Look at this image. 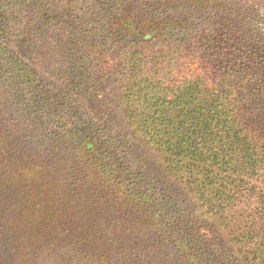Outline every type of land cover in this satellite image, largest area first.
<instances>
[{"label": "rangeland", "instance_id": "374dc122", "mask_svg": "<svg viewBox=\"0 0 264 264\" xmlns=\"http://www.w3.org/2000/svg\"><path fill=\"white\" fill-rule=\"evenodd\" d=\"M0 12V264H264V0H0ZM125 21L137 26L121 51ZM137 42L172 66L195 57L190 73L225 90L214 105L230 102L216 119L256 143L241 177L240 163L216 169L228 151L215 144L211 174L227 191L210 204L188 175L194 152H166L177 141L167 116L160 143L129 122L181 102L126 84L123 50Z\"/></svg>", "mask_w": 264, "mask_h": 264}, {"label": "trees", "instance_id": "16d2710c", "mask_svg": "<svg viewBox=\"0 0 264 264\" xmlns=\"http://www.w3.org/2000/svg\"><path fill=\"white\" fill-rule=\"evenodd\" d=\"M36 26L41 29L40 35H38L36 39L43 40V38H47V30L41 28L40 25ZM136 26L137 25L127 23L125 21L122 27H126L124 32L127 34L124 36H119V38L116 39L112 44L119 45L118 49L122 51L124 46H120L122 44L120 40H122V38L124 39L126 35L133 34ZM4 28V17L0 12L1 36L5 33ZM171 29L174 31L176 29V25L171 27ZM154 31L156 32L157 30L154 29ZM137 35L139 36L140 34L138 33ZM160 37H163V35L158 31L156 36L153 37L155 42L151 47H154L158 42H160V40H158ZM149 39L146 38L144 41ZM140 40H142V38L136 39L138 42ZM166 41L167 39L165 42ZM138 42L135 44V47L138 46ZM103 44H107V42L104 41V38H102L101 41V45ZM165 46L166 45H164V47ZM134 49L125 51L123 50L122 54L121 61H128L130 64H126L129 66V74L126 78V84L141 86L143 89L141 96L146 98H150V96L156 93L158 89L162 88L172 92L176 91L179 93L178 96L181 102L178 108L174 107V105L173 107L166 106L163 111H160L163 113L161 115L145 116L143 118H135L132 116L130 117L129 122L134 127V129L143 134L144 139H147L152 143H160L159 139L161 133L158 131V119L167 116L165 118V122L172 124V126L175 128L174 136L177 141L174 144H170L167 147L166 152L172 155H183L187 152V150L194 152L193 158L196 159L197 164L193 165L194 168L188 169V175L193 174V176L196 178L193 183L194 189L196 192H201L202 200L205 199L206 202L210 204L208 200L209 195L214 197L216 192L220 191L221 188L223 189L221 193L224 191L226 193L227 191V188L223 185L225 182L223 180L220 182L215 173V175L211 174V167H214V165L217 166V154L214 152L215 144L222 145L228 151V160L225 159L224 156L221 162L218 163L220 167H216V169L220 170L223 166L234 167L240 163L241 177V175L246 173L248 174L251 170H254V167H256L258 162L256 143L246 135H242L241 129L239 135V133L236 132L233 127L234 122L230 119H225L224 121H220V119L218 121L216 119L217 113L222 111L224 112V107L228 108L230 102L225 100V103L214 105V101H216L215 98L217 96L219 97V93L222 94V92H225V90L220 89L221 84L219 83H216L213 86L206 84L203 82L201 77L199 78L193 76V73H190L191 69L194 67L193 65L195 57L185 53V55L175 58L182 60L184 63H174L175 65L172 66L169 65L170 58H166L168 54H165V52L164 55H160L155 58V61L152 54L153 50H147L146 48V50L141 53V50H138L139 47H137V52ZM189 58V61L191 62L190 65L188 63ZM144 60L149 62L152 61V63H154L152 71L148 69V66L141 65ZM7 62L8 69L12 70L16 68L19 70V72H21V75L25 77L26 80L29 79L30 72L23 68V63L19 58L9 57ZM159 67H161V69ZM224 74H226V72L222 73V75ZM214 110H216L217 113ZM172 112L174 115H170ZM220 122L224 124L216 135V133H213L214 131L212 132L211 129L213 124L219 125ZM193 129L195 130L193 131ZM219 132H222V134ZM203 134L206 136L205 144L206 142H208V144L199 146L198 139L202 137ZM194 144L197 146L194 147ZM231 152H233V154H229ZM109 156L111 158V154ZM169 165H171L173 170L177 169L176 165L174 166L171 163ZM211 178H214V180H211ZM212 196L211 199L214 200ZM57 206L58 205H54L53 208ZM219 210H222V208L220 207ZM197 238L199 239V237ZM260 241L264 242V238ZM261 242L257 243L255 251L260 254H264V243Z\"/></svg>", "mask_w": 264, "mask_h": 264}]
</instances>
